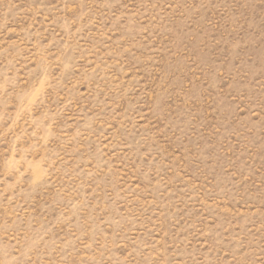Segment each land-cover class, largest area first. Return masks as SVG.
Here are the masks:
<instances>
[{"label": "rangeland", "instance_id": "1", "mask_svg": "<svg viewBox=\"0 0 264 264\" xmlns=\"http://www.w3.org/2000/svg\"><path fill=\"white\" fill-rule=\"evenodd\" d=\"M0 264H264V0H0Z\"/></svg>", "mask_w": 264, "mask_h": 264}]
</instances>
